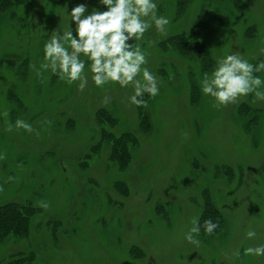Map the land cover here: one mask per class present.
Segmentation results:
<instances>
[{"label":"rangeland","instance_id":"obj_1","mask_svg":"<svg viewBox=\"0 0 264 264\" xmlns=\"http://www.w3.org/2000/svg\"><path fill=\"white\" fill-rule=\"evenodd\" d=\"M154 2L170 24L166 35L153 25L131 41L158 81L159 94H145L141 111L129 101L131 87L97 88L89 74L81 92L40 68L53 31L75 35L71 9L106 10L98 0H23L0 15V206L38 210L27 235L0 241V264H264V256L244 255L264 244V101L250 94L216 109L200 88L222 57L264 61V0ZM203 14L220 24L196 28ZM180 34L201 44L212 65L166 44ZM17 119L33 131L15 129ZM123 134L134 141L120 166L112 143ZM193 219L198 245L185 239ZM207 219L219 225L210 236Z\"/></svg>","mask_w":264,"mask_h":264},{"label":"clouds","instance_id":"obj_2","mask_svg":"<svg viewBox=\"0 0 264 264\" xmlns=\"http://www.w3.org/2000/svg\"><path fill=\"white\" fill-rule=\"evenodd\" d=\"M104 11L98 8L87 13L84 3L73 7L70 12L71 21L75 28L63 34L53 31L50 39L44 45V57L40 68L57 75L60 81L71 86L76 84L79 91H83L89 83L97 88L106 85H119L121 88L131 87L133 94L129 101L136 107H146L143 99L147 94L154 98L159 94L157 78L148 67L147 55L140 46H133L131 41L143 39L145 33L154 25L158 33L166 35L170 20L157 15V4L154 0H98ZM86 61L89 65L85 72ZM264 71V61L257 65L249 63L239 52L227 55L217 60L211 74L205 73L200 81V88L205 97L213 100L216 109L235 104L241 98L254 94L259 101H264V79L254 73ZM105 96L103 103L109 102ZM9 115L7 111L3 113ZM15 129H23L28 133L33 131L32 125L22 119H17ZM14 130L8 124L6 131ZM0 158H6L0 157ZM9 177V180H12ZM3 189L0 188V191ZM39 207L49 208V203L40 201ZM192 227L185 235V239L198 245L194 234L199 235V220H192ZM219 227L211 219L204 221L203 228L206 235L214 234ZM255 230L249 229L247 239L255 238ZM235 255L240 256L236 251ZM245 256H264V244L247 247Z\"/></svg>","mask_w":264,"mask_h":264},{"label":"trees","instance_id":"obj_3","mask_svg":"<svg viewBox=\"0 0 264 264\" xmlns=\"http://www.w3.org/2000/svg\"><path fill=\"white\" fill-rule=\"evenodd\" d=\"M23 0H0V15L8 11L11 7L17 6L22 3ZM221 22L220 19L215 17L213 14H203V16H199L198 20H196L195 27L206 30L210 29L214 26L219 25ZM191 33H195L192 31ZM186 34H180L174 37L169 38L166 42V44L174 43L176 50L179 54H188L190 50L194 49V51L197 54H200L202 56V59L205 63L209 65H212V60L210 55L203 49L202 45L199 43H194L192 41H189L187 39ZM143 107H138V110L141 111ZM98 117L101 118L107 117L106 112L101 110L98 112ZM143 114V113H142ZM99 117V118H100ZM106 119V118H105ZM146 123L143 122V126H145ZM147 125V124H146ZM107 138H112L109 135H107ZM134 141V138L129 134H123L120 139L113 140L112 148L113 151L111 154V159L116 161L120 164V166H123V164L126 163V158L128 159V142ZM118 148V154L116 155L115 149ZM206 215L210 214V210L205 211ZM38 213V210L31 206L28 203H21V204H7L0 206V241L8 236H25L28 233L29 230V224H30V218L33 215H36ZM211 218H214L217 216V213H211ZM30 259H27L26 262H29ZM24 262V261H23ZM25 262V263H26ZM17 264H20L16 262ZM13 263V264H16ZM23 263V264H25Z\"/></svg>","mask_w":264,"mask_h":264}]
</instances>
